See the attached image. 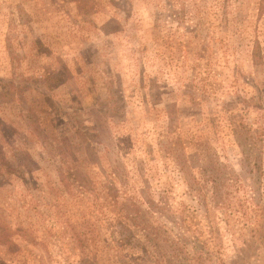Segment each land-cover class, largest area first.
I'll return each instance as SVG.
<instances>
[{
  "label": "rangeland",
  "instance_id": "rangeland-1",
  "mask_svg": "<svg viewBox=\"0 0 264 264\" xmlns=\"http://www.w3.org/2000/svg\"><path fill=\"white\" fill-rule=\"evenodd\" d=\"M0 228V264H264V0H0Z\"/></svg>",
  "mask_w": 264,
  "mask_h": 264
},
{
  "label": "trees",
  "instance_id": "trees-1",
  "mask_svg": "<svg viewBox=\"0 0 264 264\" xmlns=\"http://www.w3.org/2000/svg\"><path fill=\"white\" fill-rule=\"evenodd\" d=\"M6 232H5V230H3V229H1L0 228V235L3 237V238H6ZM181 253V252H180ZM83 260V259H82ZM130 264V263H129ZM131 264H133V263H131Z\"/></svg>",
  "mask_w": 264,
  "mask_h": 264
}]
</instances>
